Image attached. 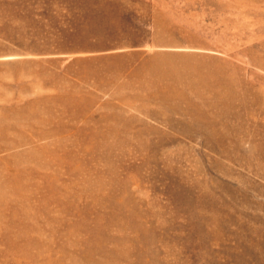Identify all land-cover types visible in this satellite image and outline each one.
I'll use <instances>...</instances> for the list:
<instances>
[{"label": "rangeland", "instance_id": "374dc122", "mask_svg": "<svg viewBox=\"0 0 264 264\" xmlns=\"http://www.w3.org/2000/svg\"><path fill=\"white\" fill-rule=\"evenodd\" d=\"M0 264H264V0H0Z\"/></svg>", "mask_w": 264, "mask_h": 264}]
</instances>
